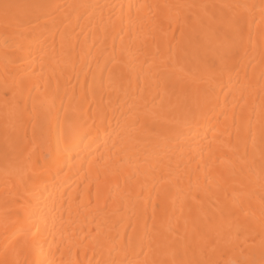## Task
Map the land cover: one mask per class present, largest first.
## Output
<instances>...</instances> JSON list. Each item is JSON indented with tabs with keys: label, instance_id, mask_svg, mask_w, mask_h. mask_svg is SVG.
<instances>
[{
	"label": "bare ground",
	"instance_id": "6f19581e",
	"mask_svg": "<svg viewBox=\"0 0 264 264\" xmlns=\"http://www.w3.org/2000/svg\"><path fill=\"white\" fill-rule=\"evenodd\" d=\"M0 264H264V0H0Z\"/></svg>",
	"mask_w": 264,
	"mask_h": 264
},
{
	"label": "snow or ice",
	"instance_id": "6c2138e0",
	"mask_svg": "<svg viewBox=\"0 0 264 264\" xmlns=\"http://www.w3.org/2000/svg\"><path fill=\"white\" fill-rule=\"evenodd\" d=\"M47 143H48V135L45 134L41 140L42 149L45 151L47 150ZM24 211L26 213L27 218L30 220V223L28 228L23 230L22 239H18L16 243L20 247L32 248L37 243V240L35 239L36 234L32 231V223H31L33 218H36V212L32 208L27 206H25ZM41 218L35 219V224L37 227L39 226V221Z\"/></svg>",
	"mask_w": 264,
	"mask_h": 264
}]
</instances>
